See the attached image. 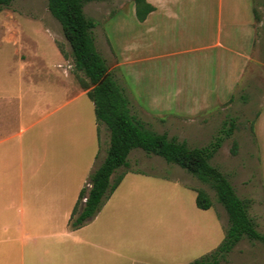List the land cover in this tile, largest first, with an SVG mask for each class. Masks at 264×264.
<instances>
[{"label":"rangeland","instance_id":"1","mask_svg":"<svg viewBox=\"0 0 264 264\" xmlns=\"http://www.w3.org/2000/svg\"><path fill=\"white\" fill-rule=\"evenodd\" d=\"M250 1L174 0L164 10L168 12L156 15L155 21L149 23L137 20L134 0L90 2L85 6V13L97 24L93 35L98 51L130 99L132 114L147 128L176 137L190 148H201L208 146L223 128L235 123L232 136L225 139L211 164L230 180L240 198L251 200L250 215L260 227L258 231L264 233V201L261 195V182L264 186V180L259 174V156L252 129L264 87V0L255 2L253 64L248 67L246 79L239 84L234 96L216 103L218 92L228 85L229 73L233 74L230 63L226 64V61H231L233 57L240 60L248 54V50H239L235 45L232 48L228 36L235 33L238 39L243 38L239 35L244 27L239 24L245 20L244 8ZM238 6L242 8L237 15L236 26L232 17ZM250 16L253 18L251 11ZM149 38L154 46L134 50L131 55L137 63L130 73L127 68L122 69L119 55L124 50L129 54V46L140 45ZM218 41L222 47L217 46ZM235 51L238 52L236 55ZM41 72L54 75L61 72L75 86L76 100L69 107L62 108L61 114L70 110L72 124L76 116L77 140L84 148L80 159H85L92 144L100 147L101 158L104 157L109 147V130L96 119L94 104L83 88L87 79L75 69L71 48L63 36L60 23L48 9V0H16L0 12V94L24 91L36 98L38 90L35 91L33 86L44 84L32 81H38ZM55 81L57 85L59 80ZM65 83L68 84L67 81ZM59 85L62 102L65 84ZM178 90L187 96L207 95L210 99L201 103L186 97L179 99L176 97ZM234 143H237L235 154L232 152ZM123 171L124 168L119 173ZM129 172L152 176L141 179L136 189L130 188L127 181L124 185L126 189L113 197L106 213L99 219L95 218L119 223L120 229L115 230L121 239L119 253L126 260L149 254L151 244L145 238L147 229L144 224L165 221L164 218H151V210L147 211L144 207H196V190L203 189L214 204L208 211L207 219L214 214L215 206L224 215L223 206L209 185L161 157L146 155L135 149L129 155ZM80 183L83 188L87 186L85 181L78 182V185ZM226 220L225 217L223 221ZM86 229L77 234L78 249L83 254L87 232H90ZM222 235L224 238L225 231ZM244 242L255 243L246 238ZM210 247L206 242L204 254L211 251L207 250ZM161 249L160 253L164 255L166 246ZM163 255V259L168 258ZM78 264H84L83 257ZM220 264L237 262L227 257Z\"/></svg>","mask_w":264,"mask_h":264},{"label":"crops","instance_id":"2","mask_svg":"<svg viewBox=\"0 0 264 264\" xmlns=\"http://www.w3.org/2000/svg\"><path fill=\"white\" fill-rule=\"evenodd\" d=\"M256 1L251 0L244 8L245 20L239 24L244 27L239 35L243 38L238 39L235 33L228 36L232 48L248 50V54L240 60L233 57L231 61H226V64L230 63L233 74L229 73L228 85L218 92L216 103L234 96L239 84L246 79L248 67L253 64ZM147 2L155 10L148 15L145 23L154 22L156 15L168 12L164 10L174 0ZM240 6L236 7L232 17V23L236 26L237 15L242 8ZM153 44L149 38V41H143L140 45L129 46V54L124 50L119 55L121 68H127L130 73V69L137 63L132 52L150 48ZM217 46L222 47L220 41ZM237 53L234 52L235 55ZM41 73L38 81H32L44 84L33 86L35 91L38 90L36 98L33 99L24 91L0 94V264H78L82 257L84 264H188L206 255L203 250L206 242L211 245L207 249L211 250L209 253L220 246L225 238L222 234L225 231L226 236L228 226V215L224 207V217L215 206L214 214L207 219L208 211L214 204L208 210H202L197 205V208L150 206L144 207L147 211L151 210L150 217L164 218L165 221L144 224L147 229L145 238L151 244L149 254L126 260L119 253L121 239L115 231L120 229L119 223L95 218L99 219L106 213L113 197L126 189L127 186L124 185L127 181L130 188L136 189L141 179L152 176L135 172L125 174L119 187L94 219L83 227L71 229V214L83 188L78 182L85 181L88 187L90 176L106 155L101 158L100 147L92 144L87 151L89 154L84 160L80 159L84 148L77 140L76 116L72 124L70 110L67 114H61L62 108L69 107L76 100L75 86L61 72L58 75ZM55 79L59 80L57 85ZM60 83L65 84L62 102ZM178 93L176 97L179 99L186 97L194 102L200 100L197 101L199 103L210 99L207 95L187 96L181 90ZM27 103L31 105L26 106ZM95 126L99 143L97 124ZM252 129L259 156V174H262L264 180V87L260 96L259 113L253 121ZM87 144L90 146L91 142ZM261 184L264 201V186L262 182ZM225 217L227 224L223 221ZM86 227L90 232H87L88 239L85 241L83 254L78 249L77 234ZM259 228L257 226L258 230ZM163 246H166L164 255L160 253ZM191 249L194 251L191 252ZM161 255L169 259H163ZM227 257L237 264H264V245L258 242L245 244L243 239Z\"/></svg>","mask_w":264,"mask_h":264},{"label":"trees","instance_id":"3","mask_svg":"<svg viewBox=\"0 0 264 264\" xmlns=\"http://www.w3.org/2000/svg\"><path fill=\"white\" fill-rule=\"evenodd\" d=\"M15 1L0 0V12ZM95 1L108 0H48V9L60 23L71 48L75 69L87 79L83 88L94 104L96 119L106 125L110 134L106 157L90 176V186L81 190L71 214L70 228L83 227L98 215L129 172V155L140 149L146 155L158 156L178 165L209 185L227 212L228 227L223 242L216 250L191 264H220L245 238L264 245V233L258 231L249 212L251 200L240 198L230 180L211 164L225 139L232 136L235 123L223 128L208 146L201 148H190L176 137L147 128L132 114L130 99L96 47L93 29L97 24L85 13L86 4ZM134 4L139 22H144L155 10L147 0H134ZM233 147L235 154L237 143ZM122 168L125 171L119 173ZM196 193V205L202 210L210 209L213 203L209 194L203 189L196 190Z\"/></svg>","mask_w":264,"mask_h":264},{"label":"built area","instance_id":"4","mask_svg":"<svg viewBox=\"0 0 264 264\" xmlns=\"http://www.w3.org/2000/svg\"><path fill=\"white\" fill-rule=\"evenodd\" d=\"M88 186H90V185H88ZM85 201V200H84Z\"/></svg>","mask_w":264,"mask_h":264}]
</instances>
